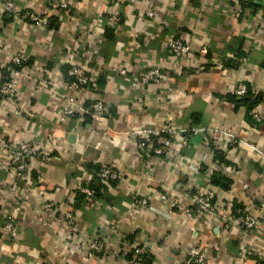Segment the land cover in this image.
<instances>
[{
  "label": "crops",
  "instance_id": "0c3cea01",
  "mask_svg": "<svg viewBox=\"0 0 264 264\" xmlns=\"http://www.w3.org/2000/svg\"><path fill=\"white\" fill-rule=\"evenodd\" d=\"M14 1L47 22L5 13L0 0V83L15 53L30 57L19 108L0 99V264H130L135 244L150 247V264H193L191 247L201 249L205 264H264L262 0ZM175 40L187 54H173ZM72 66L95 79L77 96L86 107L105 103L100 123L84 114L60 118ZM153 68L171 77L141 84L138 74ZM239 83L258 92L246 99L252 110L229 97ZM167 122L181 130L167 153H140L132 132ZM24 140L52 148L33 161L29 179L18 180L3 164L6 145ZM93 166H112L120 179L79 200ZM208 187L218 192L215 214L192 202L198 188ZM168 193L179 198L173 209L161 198ZM61 207L75 215L77 234ZM233 208L254 214L257 228L226 227L221 217ZM9 218L12 232L3 229ZM92 235L106 245L98 257L80 246Z\"/></svg>",
  "mask_w": 264,
  "mask_h": 264
},
{
  "label": "built area",
  "instance_id": "2783aa9c",
  "mask_svg": "<svg viewBox=\"0 0 264 264\" xmlns=\"http://www.w3.org/2000/svg\"><path fill=\"white\" fill-rule=\"evenodd\" d=\"M262 4L263 10L261 12V20L264 23V0H262ZM61 7L68 10L69 4L65 1L61 3ZM1 10L17 17L22 16L38 25L47 22L32 11L22 12L14 0H3ZM145 14L149 18H153L155 13L152 8H148ZM109 19L112 24H118L120 21V17L117 14H111ZM169 48L176 56L187 54L189 51V48L185 44L177 40L171 41L169 43ZM29 60L30 57L26 53H15L9 64L5 67V80L0 83V99L7 104L14 106L16 109L19 108L18 86L21 77L25 74V69L27 68ZM242 61H245V59ZM120 73L126 75L127 70L123 69ZM67 75L72 80L65 85L67 93L61 94L64 101L60 112L61 120L84 114L89 115L94 122L100 123L107 112L105 103L99 99L93 101L89 107H86L84 102L77 96V93L81 89H90L93 86L95 80L93 76L89 75V73L80 66L70 67L67 71ZM170 77L171 72L169 70L153 68L139 73L138 81L143 85L158 84ZM42 85L45 88L49 87L44 81ZM257 93L258 92L251 90L246 84L239 83L233 88L231 94L238 97H245L248 94L256 95ZM254 118L256 121L261 120L258 113L254 114ZM200 132L205 133L204 130H194L193 133L199 134ZM179 133H181V130L177 129L172 122H167L160 126H144L132 132L133 136L138 138V149L140 153L146 155L154 152L156 156L166 154L172 145L173 138ZM204 140L206 142L209 141L206 134L204 135ZM6 147L8 149V158L3 166L7 170H10L18 180L29 179L31 177L33 161L41 156L44 157L48 155L49 150L51 151L52 148L49 144L47 146H42L32 140H24L18 144L6 145ZM98 176L103 182L120 179V173L112 166L103 167ZM89 180L90 179L86 181V184L89 183ZM79 189L89 198L94 194V191L88 186H81ZM161 198L170 209L175 208L179 203V198L176 194H163ZM218 200V192L214 187L204 189L198 188L192 196L193 204L196 205L198 210L203 214H215L220 211L221 206L218 204ZM62 210L65 225L73 232V234H77L78 229L75 215L73 212L65 210L64 208H62ZM221 220L226 227L233 225L240 227L245 231H253L258 226L257 217L242 208L230 209L228 215L222 216ZM3 229L6 232H12L14 230V222L12 218H9ZM111 230L116 232L117 228L112 226ZM80 246L89 257H98L104 253L106 245L103 240L92 235L86 241H83ZM150 256H152L150 247L146 244H135L133 246L132 260L130 261V264H146ZM188 257L189 262L193 264H205V257L199 247H191L188 251Z\"/></svg>",
  "mask_w": 264,
  "mask_h": 264
},
{
  "label": "trees",
  "instance_id": "16d2710c",
  "mask_svg": "<svg viewBox=\"0 0 264 264\" xmlns=\"http://www.w3.org/2000/svg\"><path fill=\"white\" fill-rule=\"evenodd\" d=\"M28 65V64H27ZM67 71H68V69H67ZM67 71H66V76H67V78L69 79V80H72V79H70L69 78V76L67 75ZM232 97L231 99H233V97H238V96H235V95H232L231 93H230V95H229V97ZM252 97V95L251 94H248L247 96H245V97H241L242 99H239V100H237V99H233V100H235V102H236V104L237 105H245V104H248V102L246 101V99L247 98H251ZM91 105V104H90ZM90 105H88V106H90ZM87 106V105H86ZM253 104H248V109L249 110H252V108H253ZM220 156V155H219ZM220 157H222V155L220 156ZM91 169H93V178H91V180L89 181V183L88 184H86V182L84 183V185L83 186H88L90 189H92L93 191H94V194H93V196L91 197V198H96V197H98V195L100 194V191L102 190V187H103V185H102V180L100 179V177L98 176V174H99V172H100V170L102 169V168H100V167H95V166H93V167H91ZM109 181H112V182H117L118 180H109ZM212 183H213V185H217V183H216V178L214 177L213 178V180H212ZM230 183V182H229ZM78 197H79V200H82V199H85V198H89V197H87L84 193H82L81 191H80V189H79V191H78ZM130 258H131V260H132V254H131V256H130ZM151 259H152V256H150L149 258H148V260H147V262H146V264H150V262H151Z\"/></svg>",
  "mask_w": 264,
  "mask_h": 264
}]
</instances>
